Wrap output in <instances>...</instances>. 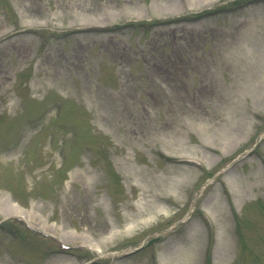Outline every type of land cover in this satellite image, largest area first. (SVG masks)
<instances>
[{
  "label": "rangeland",
  "instance_id": "obj_1",
  "mask_svg": "<svg viewBox=\"0 0 264 264\" xmlns=\"http://www.w3.org/2000/svg\"><path fill=\"white\" fill-rule=\"evenodd\" d=\"M0 264H264V0H0Z\"/></svg>",
  "mask_w": 264,
  "mask_h": 264
}]
</instances>
